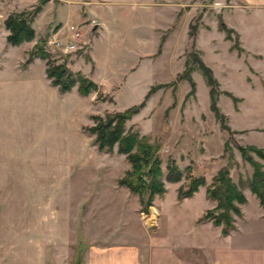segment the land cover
<instances>
[{"label": "rangeland", "instance_id": "rangeland-1", "mask_svg": "<svg viewBox=\"0 0 264 264\" xmlns=\"http://www.w3.org/2000/svg\"><path fill=\"white\" fill-rule=\"evenodd\" d=\"M192 1L197 8L189 21L198 23L194 44L188 30L185 34L178 25L179 12L173 17L155 3L143 8L149 0H130L129 5V0H115L94 8L108 21L98 38L101 30L93 28L97 16L91 7L106 0L45 2L31 22L35 33L25 40L28 50L21 66L49 36L64 42L71 39L68 25L74 24L84 42L80 49L60 55L45 51L72 70L85 63L93 72L95 62V73L103 83L98 93L105 99L95 91L93 98L81 96L64 103L40 84L41 58L27 75L14 77L22 47L7 42L4 19L12 11L30 10L38 0H0V65L5 75L0 76V90H7L6 107L0 106V264H85L88 247H142L149 236L156 242L159 236L179 240L196 232L207 241L218 234L210 220L197 218L215 203L206 197L205 186L179 199L177 187H185L187 179L164 181L166 190L142 210L138 195L118 182L130 167L125 154L116 152V146L112 152L98 150L93 136L83 129L93 123L91 113L138 103L152 85L126 127L159 146L163 169L166 160L174 158L183 169L191 165V172L204 175L207 183L227 163L223 144L229 139L235 161L230 174L246 196L239 203L243 216L235 218L238 227L232 240L256 235L264 239V207L247 183L252 167L236 146L255 144L264 149V25L258 36L242 34L243 45L260 54L245 50L237 33L239 51L218 28L220 12L214 1ZM169 16L173 20L166 29L151 25ZM192 50L218 80L217 105L230 131L209 106V86L201 72H190L196 83L193 93L190 83L178 78L186 58L196 66ZM253 156L264 169V159ZM195 220L202 222L199 228Z\"/></svg>", "mask_w": 264, "mask_h": 264}, {"label": "trees", "instance_id": "trees-1", "mask_svg": "<svg viewBox=\"0 0 264 264\" xmlns=\"http://www.w3.org/2000/svg\"><path fill=\"white\" fill-rule=\"evenodd\" d=\"M47 1L38 0L37 4L30 10L12 11L5 17L4 26L8 30L6 35L8 43L20 44L22 41L31 40L34 37L35 31L31 22ZM197 24V21H190L188 25V34L192 38V44H194ZM217 24L218 28L225 32L226 38L234 40L232 48L236 47L241 51L242 47L238 44L237 32L225 23L220 14L217 18ZM53 55L45 51L42 45L40 47L36 45L29 53L26 61H30L34 56L44 59L45 74L60 92L68 91L76 85L78 92L82 95H88L91 91L98 93L99 86L93 79L80 70L68 68L64 62H56ZM191 55L196 66L191 65L186 58L184 72L178 74V78L186 79L190 83L189 93H193L196 83L190 72L193 69H198L201 72L209 86V106L215 116L220 119L221 126L230 131L229 126L225 123L224 115L219 112L217 105L219 83L212 68L202 60L196 50H192ZM154 87L152 85L148 92L152 91ZM148 92L142 101L122 110H108L104 114L91 113L90 118L93 123L83 125V129L93 136V143L98 150L112 152L116 146V152L125 154L130 162V167L118 179V182L138 195L142 210L148 209L154 195H160L166 190L164 181L177 182L185 178L187 179L185 187L182 185L177 187V197L179 199L190 197L200 185H204L206 197L214 200L215 203L198 217L199 220H210L214 225L220 227L222 234L229 233L235 227V216L242 213L239 203L246 201L240 182L234 181L230 174V167L235 164V161H233L234 156L229 139L224 140L223 144V150L228 152L227 163L217 169L208 183L204 175H195L191 172V165L187 164L183 169L174 158H168L165 169H163L161 157L157 152L159 146L149 142L147 137L141 135L137 130L126 127V121L144 104ZM227 93L231 94L229 91ZM98 97L105 99V96L100 93H98ZM236 146L241 158L252 167V173L247 178L249 189L256 195L259 204L264 207V169L262 163L253 156L254 154L264 159V149L255 144H237Z\"/></svg>", "mask_w": 264, "mask_h": 264}, {"label": "crops", "instance_id": "crops-1", "mask_svg": "<svg viewBox=\"0 0 264 264\" xmlns=\"http://www.w3.org/2000/svg\"><path fill=\"white\" fill-rule=\"evenodd\" d=\"M106 1L107 2H102L103 4H101L100 6L92 5L91 7V9L93 10V14L97 16V21L94 23V26L96 25L97 28L101 30V33H99L95 38L102 36L104 31L103 26L106 27L108 25V21H106L105 18H103L100 14L95 12L94 8L106 6L107 3L115 0ZM213 1V7L216 8L218 12H220L225 23L228 26L232 27L239 34L241 46L245 50L256 54V51L249 50L243 45L242 34L249 31L250 34L255 33L256 36H258V33L262 31V25H264V0ZM126 3H128L129 5L130 0ZM150 3L160 4V6H164V9L169 13V15L173 14V17L174 14L176 15V12H179L181 18L178 25L180 24L182 30L184 29V33L187 34L188 25L190 22L189 18H191V16L195 14L197 8L196 1L149 0V2H147V4H145L146 6H144L143 8L154 7ZM173 17L171 18L169 16L168 18H166L168 22L165 20L161 24L151 23V25L158 26L159 29H166L168 26H170ZM6 31L7 30L5 29V32ZM26 43L27 41H23L20 44L13 45L19 48L22 47L21 59L15 63V69L18 68L19 71H15L14 77L18 79H21L22 76L27 75L28 70L31 69L33 64L38 59H40V57L34 56L30 61H26V63L21 66V61L24 62V55L26 53V50H28V48L25 49ZM42 61L44 63L43 59ZM75 62L72 64H75ZM85 66L86 64L83 63L80 64L79 67H73V69L80 70L85 75H88V77L93 79L98 84L99 88H101L103 86V83L95 73L96 63L94 62L93 72L91 71V68H86ZM2 67L3 66L0 65V76L4 75L3 70L1 71ZM43 75L41 77L42 79L40 80V84L44 86L43 88L47 90L54 98H56V100L59 99L65 103L69 100H81V96H89L90 98H93L94 96L95 91H91L88 95L80 94L77 90L76 85L72 86L68 91L60 92L57 86L53 85L50 82V79L46 76L44 69ZM6 92L7 90H0V93H2V95L0 96L1 107H6V105L4 106L6 102ZM242 204L243 203H241L240 205ZM262 209L261 212L264 211V209ZM200 216L201 215H199L198 217ZM241 216H243V213L242 215L236 216L235 218H239ZM201 224L202 222H200V225L199 223H197L196 225L199 228ZM217 227L219 229L218 234L213 235L211 238H208L207 241H204L199 236V233L196 232L195 236L192 235L193 233L191 235L189 233L187 236L179 240H169L166 238H161L159 236L158 241L155 240L156 242H153L151 237L149 236L146 245L142 244V247H147L146 249H141V246L135 244L112 247H88L84 252V257L86 258L85 264H264V239L259 240V238H257L258 235H256V237L250 238L246 236H240L237 239L232 240V238L235 236L234 231L237 230L238 227L236 220L235 227L227 234H222L220 232V227ZM194 251H196L197 254Z\"/></svg>", "mask_w": 264, "mask_h": 264}, {"label": "built area", "instance_id": "built-area-1", "mask_svg": "<svg viewBox=\"0 0 264 264\" xmlns=\"http://www.w3.org/2000/svg\"><path fill=\"white\" fill-rule=\"evenodd\" d=\"M68 30L71 32V39H68L66 42H64L60 38H56L55 35L53 34L52 36H49L47 39L44 40L43 42V47L44 49L48 51H53L55 53H59V55L62 54H67L72 51L78 50L83 46L82 41L78 39L80 36V30L78 29L77 25L70 24L68 25ZM81 42V43H80Z\"/></svg>", "mask_w": 264, "mask_h": 264}, {"label": "water", "instance_id": "water-1", "mask_svg": "<svg viewBox=\"0 0 264 264\" xmlns=\"http://www.w3.org/2000/svg\"><path fill=\"white\" fill-rule=\"evenodd\" d=\"M96 27V25L95 26H93V28H95Z\"/></svg>", "mask_w": 264, "mask_h": 264}]
</instances>
